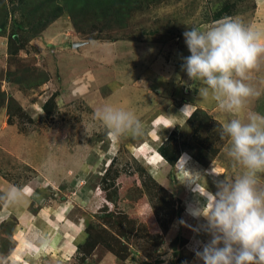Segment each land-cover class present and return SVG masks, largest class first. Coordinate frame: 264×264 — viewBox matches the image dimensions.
<instances>
[{
	"label": "rangeland",
	"instance_id": "obj_1",
	"mask_svg": "<svg viewBox=\"0 0 264 264\" xmlns=\"http://www.w3.org/2000/svg\"><path fill=\"white\" fill-rule=\"evenodd\" d=\"M233 1L240 4L236 10L230 8V14L235 10L230 17H239L247 24L251 19L252 0ZM216 3L218 0H151L129 13L125 26L115 29L117 25L112 27V24L117 23L107 25L105 17L100 16L93 24L87 22L92 25L86 29L90 30L88 32L75 31L70 25L69 14L64 12L59 19L64 20L65 29L73 34L70 37L65 33L68 39L64 42V50L54 51L58 50L57 43L47 46L44 36H41L43 46H24L16 58H9L7 54L11 35L9 26L6 27L5 34L0 35V64H6L5 67L0 66L1 90L11 97L17 94L21 104H34L33 100L45 94L41 96L44 98L43 107L34 110H26L14 98L27 115L11 116L6 107L1 108L5 124H0V179L6 184L0 186V207L4 205L0 216L5 218L0 221V264H79L81 256L76 249L85 237L86 225L90 222L97 224V218L107 216L113 219L109 222L111 226H104L110 232L106 242L114 252L121 251V258L104 245H98L86 264H203L196 260L193 248L197 241L206 242L209 237L197 235L190 227L179 223L183 220L192 227L201 223L186 211L188 207L185 205L192 204L195 197L183 184L185 177L179 174V170L185 164L192 171L206 174L207 186L212 192L216 191V181L234 178L240 173L241 168L226 155L230 143L228 138L217 135L215 125L221 123L207 113L214 119L209 122L212 133L208 135L212 148H218L214 157L205 153L204 156H196V161L186 162L185 158L181 160L184 157L181 156L175 167L163 162L154 147L146 149L149 150L147 155L139 154L138 150L141 142L150 143L156 139L153 136L157 129L155 125L175 129L169 127L174 125L170 116L187 105L179 96L183 93L182 87L188 85L195 92V85L192 83L191 86L181 68L183 57L190 55L183 33L192 27H210L220 20H212L211 17ZM98 27L104 28L100 32ZM13 38L17 41L16 36ZM76 42L81 44L80 48L72 46ZM120 43L122 47H118ZM123 46L134 53L142 47H158L155 54L159 49L158 56L150 58L148 63L137 64L136 68L134 64L127 69L128 76L120 84L128 83V96L114 97L118 92L112 88V95L102 99L91 94L84 96V101L64 100L67 95L62 96L69 94L72 82L82 71L98 72L102 65L110 62L103 60L106 58L104 52L113 56L121 51L128 52L120 49ZM71 49L77 50L76 53ZM131 56L129 53L122 55L120 58H125L121 62L116 61L117 67L125 63L127 57L128 62L133 59ZM9 64L12 70L32 68L48 78L43 84L27 89L9 84L5 86L3 75ZM23 70L19 73L23 74ZM122 73V69H117L116 79L117 74ZM35 76L32 74L30 77ZM253 81L256 84V80L251 78ZM126 89L124 86L121 90L125 92ZM185 90L189 92L187 87ZM107 91L101 93L106 94ZM196 98L203 105L217 102L211 95L203 99L198 94ZM95 99H107L118 107L119 101H135L138 110L135 106L133 112L146 126L144 135L119 141L110 137L103 124L94 118L96 108L102 105H94ZM261 102L263 113L264 101ZM44 105H48V112ZM190 112L181 114L189 118ZM4 125L5 129L1 130ZM175 136L179 141L192 137L187 120L180 128L176 127ZM155 141L156 148L162 145L161 141ZM148 163L153 169L148 170ZM213 171L221 176L214 175ZM13 186L23 189V193L9 201L7 190ZM50 218L53 220L48 223ZM55 220L57 227L75 223L81 226L79 235L74 236L73 248H65L66 244L62 252L56 248L53 237L59 228ZM116 220L122 222L120 227L124 232L118 238L120 244L110 237V234H120V229L114 226ZM168 249L173 250L171 258Z\"/></svg>",
	"mask_w": 264,
	"mask_h": 264
},
{
	"label": "clouds",
	"instance_id": "obj_2",
	"mask_svg": "<svg viewBox=\"0 0 264 264\" xmlns=\"http://www.w3.org/2000/svg\"><path fill=\"white\" fill-rule=\"evenodd\" d=\"M183 37L190 55L183 57L181 68L189 80L203 81L199 96L211 95L221 111L237 114L222 125L221 137L228 138L226 155L241 171L234 178L216 181L212 192L206 174L184 164L179 174L195 197L186 211L203 222L196 227L183 220L179 223L209 237L193 248L196 260L203 264H264V115L254 111L244 118L238 115L262 95L249 81L250 73L264 68V33L239 17H224L210 27L189 28ZM94 118L117 141L145 133L146 126L135 112L110 103L97 107ZM22 193L13 186L7 199L15 200ZM172 251L168 249L169 258Z\"/></svg>",
	"mask_w": 264,
	"mask_h": 264
},
{
	"label": "trees",
	"instance_id": "obj_3",
	"mask_svg": "<svg viewBox=\"0 0 264 264\" xmlns=\"http://www.w3.org/2000/svg\"><path fill=\"white\" fill-rule=\"evenodd\" d=\"M151 0H0V35L5 34V29L9 26V33L11 35L8 42V57L16 58L18 52L24 49L29 43V41L35 37L42 34L47 27L59 19L64 12L68 13L70 16V25L77 32H88L92 25L87 24L91 22L92 24L99 19L100 16L105 17L106 24L117 25V28L125 26L127 17L129 13L136 11L141 8L146 3ZM239 2L231 0H218L215 5V9L212 13L213 19H221L223 17H230L234 14ZM230 8H234L233 14H230ZM239 11V8L237 9ZM104 27H98L100 32ZM109 28V27H108ZM114 29V30H115ZM7 31V32H8ZM92 32L94 30H91ZM96 31V30H95ZM94 31V32H95ZM17 37V41L13 38ZM15 60V59H14ZM28 67V66H25ZM21 69L12 70L9 64L3 75V81H7L9 86H17L21 89H27L30 86H39L46 82L47 75H39L41 71L30 68L24 69L23 74L19 72ZM36 75L35 77H30L31 75ZM1 84V81H0ZM48 105H44L46 112L49 111ZM6 107L7 112L11 116L17 114L27 115L21 106L18 104L13 97L9 96L8 93L1 90L0 85V109ZM264 115V112L262 113ZM10 116V117H11ZM22 116V115H21ZM207 112L200 108L194 109L189 118L187 119V124L190 126L192 132V137L186 141H179L175 136V129L169 134L167 139L158 148L159 154L162 156L163 160L170 166H175L178 161L182 150L185 147H192L195 149L196 153L198 151L200 155L204 156L207 153L210 157H214L218 153V148L213 147L211 140L209 139V134L212 133V128L209 122H213ZM215 125V124H214ZM218 128V136H221L222 125L216 124ZM211 146V147H209ZM120 219L119 216H117ZM111 216L106 218H97L99 223L90 222L85 228V237L77 245V253L80 254L79 264H86L88 257L95 250L98 245H104L107 250L114 254L117 258H121V251L118 250L114 252L109 244H107V236H109V230L104 226L106 224L110 225L109 222L112 221ZM116 220L114 223L118 229H120L119 236L110 234V237L114 241L121 242L118 238L124 235L122 232V222ZM116 242V243H117Z\"/></svg>",
	"mask_w": 264,
	"mask_h": 264
},
{
	"label": "crops",
	"instance_id": "obj_4",
	"mask_svg": "<svg viewBox=\"0 0 264 264\" xmlns=\"http://www.w3.org/2000/svg\"><path fill=\"white\" fill-rule=\"evenodd\" d=\"M251 5H252L251 12L249 13V17L251 16V19L249 21L250 23L248 22L249 24L248 23L247 24L249 26H251L254 30L259 31L261 33H264V0H252L251 1ZM247 17H248V15H247ZM64 23L65 22H64V20H62V18L61 19H57L40 36L31 39L29 41V43H28V46L29 47H34V48L43 46L42 45V43H43L42 41L43 40H41L42 39L41 36H44L43 37L44 38V42H46L47 46L50 45V44L54 45V44L57 43L58 50H54V51L60 52L62 49L64 50V48H63L64 42L66 41V39H68L67 38L68 36H66L65 33L67 32L70 37L73 36V34H71V31L65 29V27H64L65 24ZM57 26H59L60 28L58 27L59 28L58 29ZM54 27H56L57 29H55ZM74 40L77 41V39H74ZM80 45L81 44L78 43V42L72 44V46L75 47V48L76 47L80 48L81 47ZM120 45H121V43L119 44L118 47H122ZM183 46H184V44H183ZM156 48H158V47H156ZM156 48L155 47H142V48H138L136 50L137 53H134V52H131V49L129 47L123 46V48H120V49L121 50L124 49V50H126L128 52L121 51L119 53V55L116 54L114 56L111 55V53H109V52H104L103 56L106 57V58H103V60H105V61L110 60L109 64L107 62L106 64L102 65L101 68L98 69V72H96V71L88 72L86 70L82 71L81 75L79 76V78H76L77 80L72 82L69 94H68V92L66 90L63 93H65V92H67V93L64 94L62 97L64 98L65 95H67L64 98V100L66 102L74 101L75 99H79L80 101H82V100L84 101V99H83L84 96H86V95L89 96L91 94H93L95 98L102 99V97L103 98L104 97H108L109 94L112 95V93L110 92V91H112V88L114 89V91L116 93L118 92L116 95H114V97L115 96H119V95L120 96L121 95L128 96L129 95L128 92H130L129 86L127 85L128 83L124 84V85L120 84L128 76L127 69L128 68L131 69L134 64H135L134 68H136L137 64H141V65L146 64V63H148L147 61L150 58H152L153 56L154 57L158 56L159 49L156 50L157 52L155 54V49ZM71 50L73 52H75V53L77 51V50H74V49H71ZM161 50H163V49H161ZM128 53L132 55L131 57L133 59L129 60V62H128V60H127L128 57H127L126 60H125V63L122 62L117 67L118 63H116V61L121 62V59H124L125 57L124 58H120V57L122 55H125V54H128ZM4 56L6 57V54H4ZM108 56H112V58H110ZM1 62H2V59L0 60V63ZM161 63H162V61H161ZM3 65L5 67L6 64H3ZM3 65L0 64V66H3ZM114 66H115V68H114ZM119 68L123 70V73L119 74V75L117 74V79H116L115 72L117 71V69L119 71ZM183 73L186 74V72H183ZM250 76H251V78L256 80V84H254L255 81H253V83H252L251 80H250V83H252L258 89H260L262 91L263 96L261 95L258 99H254V100L250 101L247 109L244 112H241V113L238 114L241 118H244L249 111L259 112L260 114H262V111H261V103L262 102H261V100L264 101V68H262L260 71H256V72L250 73ZM105 77H107V80H106ZM186 78L189 80L188 76ZM189 82L191 83V86H192V83L195 85V88H193V89H195V92L193 93L192 92V87L187 85L186 87L188 88L189 92L186 93V90H185L186 87L185 88L182 87L183 93L179 95L180 99H182L185 104L189 105V108L186 110V112L187 111L188 112L193 111V109H196V108L205 109V111H207V113L211 114V116L215 120L219 121L221 123V125H223L225 122L229 121L230 119L234 118L237 115L235 113H225V112L221 111L218 108L217 102H211L210 101L209 103H205L204 105L202 103H200V100L196 98V95H198L199 89L204 86L203 85V81H200V80H198V81L197 80H192L191 81V80H189ZM7 85H8V83H7V81H5V86H7ZM5 86H3V87L5 88ZM124 86H125V89L128 87V89L124 90L125 92L122 91ZM105 90H108L107 93L106 94H102L101 92H104ZM92 91H93V93H92ZM44 94L45 93L40 94V96L37 97L36 100H33L35 102L34 104H32V103L29 104L28 102L26 104L25 103L21 104L20 103L21 99L17 97L18 96L17 94L13 95V98H15L18 102L20 101L19 103L23 106V108L25 107L26 110H31V109L34 110V108L40 109V108L43 107V102H44L43 99L44 98L42 99L41 96H43ZM100 99H95L97 101L94 102L95 103L94 105H99V104L103 105L105 103H110L111 104V101H109V100L106 101L107 99H105V100H100ZM131 100L132 99H129L128 101L127 100L119 101L120 107H123V108H126V109H129V110L133 111L134 107L136 105L134 104L135 101H131ZM84 105L86 106V102H84ZM137 110H138V107H137ZM2 111H3V109L0 110V112H2ZM172 113H174V114H172L170 117H171L172 121H174V127L175 128L176 127L180 128L183 124H185V120H187V118H188L187 115L181 114L180 110H178L176 112H172ZM176 113L178 115L177 117L175 116ZM190 113H192V112H190ZM0 115H1L0 124L2 125L4 123V121H3L2 114H0ZM174 117H176V119ZM5 127L6 126L4 125L1 130H4ZM155 127L157 129H156V132H155V130L153 132V136L156 138V139L155 138L154 139L161 141V144H163V142L167 139V137L169 136V134L171 133V130L173 128L169 130L168 128H164L163 126L155 125L154 128ZM155 140L151 141L150 143H148L146 141L141 142L140 143L141 146H140V148L138 150V153L141 154V155H143V154L147 155L148 154L147 152L149 150H146V149H150V148H153V147L157 150L159 148V146H158V148H156L157 145H156V141ZM194 154L195 155L197 154L195 149H193L191 147H185L182 150L181 154H180V158H181V156H184L186 162H189L190 160L196 161ZM177 162H176L175 167H177ZM146 167L148 168V170L149 169H153V167L150 165V163H148V165ZM155 169H156V167H155ZM154 173H155V170H154ZM2 181L3 180L0 179V186H3L4 183H5V181H4V183ZM30 187H31V185H30ZM9 191L10 190H7L8 193H9ZM33 201L34 200L32 199V202ZM190 205L191 204H186L185 206L188 207ZM41 207H43V206H41ZM3 209H4V205L0 207V211H2ZM23 209H25V205L23 206ZM55 215H56V217H58V212L57 211H56ZM60 217L62 218V216H60ZM3 219L5 220V218L0 216V221H2ZM52 220H53V218H50V220H48V223L52 222ZM200 222L202 223L203 221H200ZM55 223H56V220H55ZM57 224L58 223H56V227H57ZM80 227L81 226H78L77 223L66 225V226H64V224H60V226L57 227L60 230L59 229L56 230L57 233L54 234L53 243L56 244V248L59 249V252L63 251V249L65 247L64 246L65 244H66L65 248H69V247L73 248L72 244L75 241L74 236L79 235V232L81 230ZM65 229H66V231H64ZM45 243L47 244V241ZM46 247L49 248V245L47 244ZM71 252H72V255H74V253H76L74 249Z\"/></svg>",
	"mask_w": 264,
	"mask_h": 264
}]
</instances>
